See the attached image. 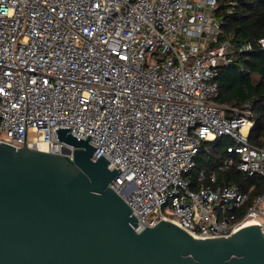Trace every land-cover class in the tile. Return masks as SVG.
<instances>
[{
	"label": "built area",
	"instance_id": "obj_1",
	"mask_svg": "<svg viewBox=\"0 0 264 264\" xmlns=\"http://www.w3.org/2000/svg\"><path fill=\"white\" fill-rule=\"evenodd\" d=\"M216 9L217 0H0V142L71 158L55 130L91 136V160L121 171L109 187L137 232L164 220L199 239L250 225L264 233V190L216 186L215 172L190 179L203 144L227 138L219 170L264 183L251 106L213 102L218 68L253 49L223 35Z\"/></svg>",
	"mask_w": 264,
	"mask_h": 264
},
{
	"label": "water",
	"instance_id": "obj_2",
	"mask_svg": "<svg viewBox=\"0 0 264 264\" xmlns=\"http://www.w3.org/2000/svg\"><path fill=\"white\" fill-rule=\"evenodd\" d=\"M55 132L71 158L0 142V264H264L259 225L208 239L164 220L137 232L109 187L121 171L91 160V136Z\"/></svg>",
	"mask_w": 264,
	"mask_h": 264
},
{
	"label": "trees",
	"instance_id": "obj_3",
	"mask_svg": "<svg viewBox=\"0 0 264 264\" xmlns=\"http://www.w3.org/2000/svg\"><path fill=\"white\" fill-rule=\"evenodd\" d=\"M216 16L221 21L223 35L230 38L235 47L251 44L253 49L218 68V94L213 102L238 112L245 110L246 105L251 106L254 129L249 142L261 147L264 145V49L259 48L258 41L264 39V0H217ZM225 115L231 116L233 112L226 111ZM229 144L227 138L203 144L190 177L193 186L198 172L203 171L207 176L215 172L216 186L235 185L247 191L255 185L253 196L259 194L264 190L259 178H246L236 174L234 169L219 170Z\"/></svg>",
	"mask_w": 264,
	"mask_h": 264
},
{
	"label": "rangeland",
	"instance_id": "obj_4",
	"mask_svg": "<svg viewBox=\"0 0 264 264\" xmlns=\"http://www.w3.org/2000/svg\"><path fill=\"white\" fill-rule=\"evenodd\" d=\"M33 135L32 134H30V138L32 137Z\"/></svg>",
	"mask_w": 264,
	"mask_h": 264
}]
</instances>
